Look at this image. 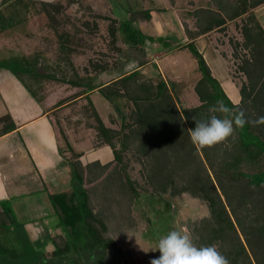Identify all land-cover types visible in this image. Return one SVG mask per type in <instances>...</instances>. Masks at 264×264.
I'll return each mask as SVG.
<instances>
[{"label": "rangeland", "instance_id": "obj_1", "mask_svg": "<svg viewBox=\"0 0 264 264\" xmlns=\"http://www.w3.org/2000/svg\"><path fill=\"white\" fill-rule=\"evenodd\" d=\"M42 3L55 4L56 8L53 9V12L58 20V23H55L56 26L52 23L48 24L49 22L42 16ZM166 3H172V0L170 2L168 0L167 2H163V0H0V133L3 129L7 131L17 124L13 111H10L11 105L17 111L23 105H31V102H36L41 106L45 102L44 100H47L46 94L53 89L50 84L54 87L56 85L60 87L62 86L60 83H63L64 87H68L71 85L69 80L59 81L62 76L73 80L82 77L77 76V74L73 75V67L78 69L76 72L83 76L85 74L82 77L83 81H80L83 83V88H85L88 85H98L104 81L120 77L135 66L145 64L144 70L138 75V79L140 78L139 85L134 84V79H128L124 83L112 86L106 92L95 93L89 99L66 108L57 113L58 116H55L58 118L61 116L68 117L70 121L76 124H79L78 121H89L88 116L91 111L95 113L96 118L97 112L105 117V120L116 117V127L121 129L129 108L135 105L129 98L132 99L134 95L138 94L137 91L147 90V87H145L147 85L142 83L149 78H152L154 83L164 81L167 84L179 109L185 106H199L201 102L195 91V86L202 77L198 60L189 49L183 48V45L182 47L179 46L180 49L174 48L178 33L179 37L182 35L180 30L178 32V26L176 27L177 31L172 32L176 23L171 21L172 31L168 27L170 36L166 35L158 38V36L149 32L142 33L141 37L144 36L142 39L144 42L140 41L139 48L135 47L133 41L126 42L125 35L120 30H118L115 40L111 35V28L113 26L120 27L129 10L165 7L168 6ZM179 13L177 12V15ZM134 28H137V25ZM139 35L138 32L137 37ZM235 42L233 39L232 43ZM117 47L121 50L117 51ZM222 47L229 55L228 65L234 84L243 85L245 74L240 69L243 63L242 53H239V59L231 57L233 52L228 39L224 40ZM152 56H156L154 57L156 63L146 66L151 63L150 61H153ZM96 63L102 64L101 68L103 69L98 76L92 77L94 75L92 70ZM50 69H52L53 80L55 79L53 82H48L47 78L40 77V74L45 73L44 71L49 73ZM87 74H92V78L90 79ZM263 78L264 76L261 79ZM259 82L255 96L257 103L252 107L246 108L248 106L246 105L242 108L246 114L251 113L250 116H252V112L259 111V113L256 112L257 118L264 116V83ZM124 86L130 88L128 95H125L127 89ZM120 88L124 91L122 90L121 96L116 97V91ZM71 93V90L66 92L65 89L58 92L54 102L61 101ZM6 95H9V98ZM149 97L150 99H148ZM149 97L143 93L140 98L143 99L141 105L152 107L154 110L158 109V101L152 97L151 92H149ZM169 101L170 99H167L165 105L170 106ZM8 104L11 105L9 111L6 112ZM83 106L84 108L80 112V108ZM149 113L146 112V116ZM54 119L49 123L56 126L57 122ZM108 124L111 125L110 122ZM254 128L264 129V125ZM43 129L51 131L49 125ZM36 132L39 133L37 130ZM140 134L143 137V139H140L145 144L144 148L147 151L148 149L151 151L161 148L163 150L161 154L162 156L165 155V161L175 159L181 161L186 160L187 156L196 155L193 152L192 144L187 143L188 133L185 128L181 131H171V133L165 129L158 130L154 134H152V131L149 134ZM234 134L233 136L236 137ZM233 136L232 139L235 138ZM252 136L254 135L251 134L248 138L246 137V141L254 144L257 139ZM33 137L29 134L25 140L32 141L31 138ZM33 139L36 140V138ZM18 140L17 136H12L4 141L8 144L4 147L5 151L14 153L13 148L15 147L11 143ZM177 141L181 143L177 144ZM64 142L66 145L65 139ZM153 143L156 146H153ZM251 152L250 155L248 153L244 157L252 160L257 159L256 155L263 157L264 147L256 146ZM125 155L129 177L135 182L141 193L140 201L134 202L131 207L126 235L115 238L110 246L99 249L93 254L86 255L81 254L80 251H72L68 258L55 260L52 256L53 250H55L54 245L52 244L51 249L49 248L46 251L42 248L38 236H35L37 231L43 230V221L34 220L31 223L23 221L25 224H22L18 220L22 228H11V230L10 228H3L1 230L0 245L3 243L14 255H21V264H31V260L36 256L35 254L44 255L42 257L47 260H54L50 264H116L119 248L128 253V257L135 264H150L153 258L160 255L158 250L153 251L157 248L159 239L171 230H178L189 235L196 245L197 233L194 228L209 216L208 204L189 193H183L173 198L170 197V194L166 197L163 196V200L157 197L159 195H152L153 186L144 172L143 165L137 162L130 153ZM247 158H243V160ZM194 161L199 162L198 159ZM115 164L114 162L113 166H108L113 168ZM258 164V166L253 163L244 164L242 171L250 173L264 172V160H260ZM61 169L63 175L58 172V185L56 179H54V174L45 172L47 175H45L46 188L50 192L44 194L43 198L48 204L51 203L49 195L59 193L61 188H63V191L72 189L73 165H71L69 171L64 168ZM113 186L116 187V185ZM114 187L108 185L104 191L106 202L110 204L114 202L125 203L123 190L118 193L117 190H114ZM144 189L148 191L144 192ZM254 196L260 200L264 199L263 194L257 196L255 192ZM127 204L128 202L122 208L127 209ZM50 205L54 209L52 203ZM29 210L33 213L38 211L35 205L30 206ZM57 231L62 232L61 229ZM57 231L53 232L52 236L57 234ZM52 236L48 237L52 239ZM255 241L253 243L258 245V251L264 252V249L259 248L261 244L264 246V242L257 243ZM2 257L4 258V256ZM8 262L11 263L10 258Z\"/></svg>", "mask_w": 264, "mask_h": 264}, {"label": "trees", "instance_id": "obj_2", "mask_svg": "<svg viewBox=\"0 0 264 264\" xmlns=\"http://www.w3.org/2000/svg\"><path fill=\"white\" fill-rule=\"evenodd\" d=\"M54 5L42 3V16L46 18L48 24L53 25L58 23L53 12L56 8ZM263 5L264 0H209L189 12V15L195 19V30L188 31L192 41L185 48L189 49L198 60L202 75L195 86L201 102L199 106H185L179 109L167 84L164 81L154 83L153 79L149 78L142 83L147 85L145 86L147 90L137 91L138 94L132 99L129 98L135 105L129 108L121 129L106 128L96 114L98 136L113 150L116 164L113 168L107 165L101 166L100 163L84 168L75 161L73 162L75 187L50 195L55 215L59 220V228L62 230L61 233L54 234L52 238L55 246L52 256L55 260L68 258L72 251H80L81 254L86 255L93 254L99 249L110 246L115 238L126 235L131 207L134 202L141 199L139 188L127 172L125 154L130 153L143 165L144 172L153 186L152 195H159L157 197L163 200V196L170 194L173 198L189 193L208 204L209 216L194 228L197 233V247L214 245L228 258L229 264H264V252L258 251V245L253 243L254 240L257 243L264 242V199L260 200L254 196L255 192L257 196L262 194L264 196V172L242 171L244 164L253 163L258 166L259 161L264 160V156L261 157V155H256L257 159L254 160L244 157L248 153L250 155L254 147H264V129H256L248 125L242 131L237 130L234 134L236 137L233 136L235 138L232 139L231 136L225 142L203 150H197L191 143L188 131L189 128L194 127L193 118L205 120L211 115L223 117L222 113L209 111L217 101H222L233 112L242 110L246 105L248 108L257 103L255 96L259 81L264 83V78L261 79L264 76V29L257 20L254 10ZM154 11H161V7L129 10L120 27L111 28L113 39H116V34L120 30L125 35L126 42L133 41L135 47L139 48V43L144 37H141L144 33L139 29V23L151 20ZM240 18H243L242 46L249 52V58L243 59L240 69L246 75L248 83L240 90L241 103L234 105L220 83L213 77L204 57L196 48L194 40L215 29H223L226 24ZM136 25L137 28H134ZM138 32L139 37H137ZM116 50L120 51L121 48L117 47ZM102 66L96 63L92 70L94 74L100 72L103 69ZM144 66L145 64L135 66L111 84L88 85L82 90L85 91L84 94L97 89L100 92H106L112 86L124 83L128 79H134V84L139 85L138 75ZM64 80L67 78L63 76L59 79L62 82ZM80 81L83 79L74 83L76 87L83 88V83ZM125 89H127L125 95H128L130 88ZM122 90L120 88L116 91V97L122 95ZM148 91L152 93L154 99H157L158 109L154 110L152 107L141 105L143 99L140 98L143 93L149 97ZM167 99H170V106L165 105ZM243 111L245 112L244 109ZM146 112L150 113L146 116ZM256 112L259 113L254 111L252 116H250L251 113L245 114L248 119H256ZM183 128L188 133L187 143L192 144L193 152L196 153V155L187 156L186 160L165 161L161 148L147 151L143 140L140 139H143L140 133L149 134L152 131L154 134L158 130L165 129L171 133V131H181ZM251 134L257 139L254 144L246 141V137L248 138ZM180 143L179 141L177 144ZM154 145L156 146L155 143ZM196 157L199 162L194 161L197 160ZM243 158L247 159L243 160ZM108 185L112 187L116 185L114 190L118 193L123 190L125 203L106 202L104 191ZM147 191L144 189V192ZM126 202L128 207L123 209ZM3 228H10V230L22 228L9 202L0 204V233ZM259 248L263 250L264 246L261 244ZM35 255L31 264H50L54 261L42 257L44 255ZM0 256V264L22 263L21 255H14L3 243L0 245ZM128 256V253L119 248L116 264H135ZM7 257L10 258L11 263L8 262Z\"/></svg>", "mask_w": 264, "mask_h": 264}, {"label": "crops", "instance_id": "obj_3", "mask_svg": "<svg viewBox=\"0 0 264 264\" xmlns=\"http://www.w3.org/2000/svg\"><path fill=\"white\" fill-rule=\"evenodd\" d=\"M208 1L209 0H173L172 3H166L168 6L161 7V11H154L151 20L141 21L139 23L140 29L144 34L149 32L152 35L155 34L158 38L165 37L166 35L170 36L169 30L172 31L173 27L170 23L173 21L176 25L172 32H176V27L178 26V32L180 30L182 34L179 37L178 33V36L175 38L174 48L180 49L179 46L182 47V45L184 46L183 48H185L186 45L192 41L188 36V31L195 30V19L189 15V12L196 7L204 5V3ZM163 2H167V0H163ZM168 2H170V0H168ZM177 12H180L179 15H177ZM254 14L264 29V5L255 9ZM243 18H245V16ZM243 18L226 24L223 29H215L194 40L196 48L204 57L213 77L220 83L224 92L234 105L241 103L242 96L240 90L243 85H247V79L245 75L243 77L245 81L242 79L244 81L243 85L238 86L234 84L228 65L229 55L225 52L222 45L224 44V40L228 39V43L233 52L231 57L239 59V53L241 52L243 59L246 57L249 58V52L242 46L244 41L242 34ZM168 27H170L169 30ZM233 39L236 41L235 43H232ZM154 57L156 56H152L153 61H150L151 63H148L146 66L156 63ZM144 68L145 66L141 69L144 70ZM72 70L74 71L72 72L74 76L75 74H77V76H85V74L83 76L79 72H76L78 71L77 68L74 69L73 67ZM44 72L45 73L40 74L41 78H47L46 80L48 82L55 81V79L53 80L52 69H50L49 73L48 71ZM99 74L100 72L93 76L92 74H87V76L94 77ZM82 77H78L74 80L67 78V81H71V85L68 87H64V84L60 82H58L62 85L60 87L57 85L54 87V85L50 84L53 89L50 93L46 94L45 97H47V100H44V106H40L36 102H31V105H23L22 108L17 111L15 107L13 109L12 105L8 104L6 112L9 111V106L11 105L10 111H13L17 124L7 131L3 129L0 133V202H10L17 219L22 224L31 223L34 220L43 221V230L40 229L37 231V235L35 236H38V240H40V244L43 246L42 248L46 251L53 244L52 239L48 236H52L53 232L60 228L58 217L55 215V211L50 205L51 203L48 204L45 202V198H43L44 194L50 192L46 188L45 178L47 175L45 172H52L58 185V175H63L61 168L69 171V169L71 170V165H73L75 161L79 162L84 168L95 163H100L101 166H113L112 164L115 162L113 150L103 143L98 136V123L95 113L90 111L88 116L90 120H85V122L78 121L79 124L70 121V119L65 116L60 115L61 117L59 118L55 117L58 116L57 113L66 108L89 99L95 93H100L99 89H97L88 94H84L85 91L82 90L84 88L76 87L74 82L80 80L79 78L82 79ZM117 78L119 77L104 81L98 85L111 84ZM64 89L66 92L71 90L72 93L61 101L54 102L57 93ZM6 96L9 98V95ZM83 108L84 106L80 108V112ZM97 115L106 128L119 130L118 127H116V117H110L108 120H105V117L101 116L98 112ZM53 118H55L54 120L57 122L58 126L57 124L55 126L49 123ZM109 122L111 125L108 124ZM48 125L51 129L50 132L43 129ZM36 130L39 131V133L36 132ZM29 134H31V137L34 136L33 138H36V140L33 138H31L32 141L29 140V142L27 139L25 140ZM12 136H17L19 138L17 142L11 143L12 146L15 147L13 148L15 151L14 153H10L4 149V147L8 145L4 143V141ZM64 139L66 140V145ZM71 182L73 189L76 184L74 177ZM60 192H63V188H61ZM34 205L38 211L33 213L29 209L30 206ZM23 221H25V223ZM57 234H59V232Z\"/></svg>", "mask_w": 264, "mask_h": 264}, {"label": "clouds", "instance_id": "obj_4", "mask_svg": "<svg viewBox=\"0 0 264 264\" xmlns=\"http://www.w3.org/2000/svg\"><path fill=\"white\" fill-rule=\"evenodd\" d=\"M212 113H222L223 117L211 115L205 120L193 118L194 127L188 129L191 143L197 150L212 148L225 142L237 130L246 126L264 125V116L248 119L243 110L233 112L222 101H217L210 109ZM160 255L150 264H229V260L214 245L197 247L189 235L171 230L162 236L153 251Z\"/></svg>", "mask_w": 264, "mask_h": 264}]
</instances>
